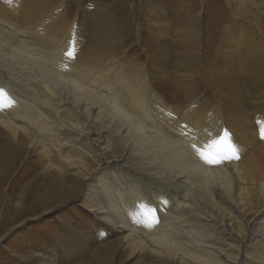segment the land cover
I'll return each instance as SVG.
<instances>
[{
    "label": "bare ground",
    "instance_id": "1",
    "mask_svg": "<svg viewBox=\"0 0 264 264\" xmlns=\"http://www.w3.org/2000/svg\"><path fill=\"white\" fill-rule=\"evenodd\" d=\"M237 1L264 10V0ZM39 11L36 0H0L2 171L33 153L27 184L50 178L61 202L79 198L128 260L264 264V55L216 65L199 51L198 18L174 68L145 69L102 55L105 30L95 54L80 55ZM225 134L233 151L217 163L191 147ZM251 143L262 146L249 155Z\"/></svg>",
    "mask_w": 264,
    "mask_h": 264
},
{
    "label": "rangeland",
    "instance_id": "2",
    "mask_svg": "<svg viewBox=\"0 0 264 264\" xmlns=\"http://www.w3.org/2000/svg\"><path fill=\"white\" fill-rule=\"evenodd\" d=\"M36 1L43 10L38 17L66 27L72 48L80 55H94L97 36L105 30L109 36L100 47L102 55L145 69L159 63L174 68L172 59L180 55L178 40L194 29L198 18L199 51L215 56L216 65L224 55L228 62L223 68L241 67V59L248 63L264 55V10L237 0ZM198 73L206 76L202 66ZM258 143L248 146L249 155L264 140ZM33 158L24 151L8 172L0 166V264H28L20 257L34 252L53 254L52 264H142L118 251L115 232L95 219L79 198L61 202L62 194L55 195L50 178L27 184L22 175Z\"/></svg>",
    "mask_w": 264,
    "mask_h": 264
},
{
    "label": "snow or ice",
    "instance_id": "3",
    "mask_svg": "<svg viewBox=\"0 0 264 264\" xmlns=\"http://www.w3.org/2000/svg\"><path fill=\"white\" fill-rule=\"evenodd\" d=\"M69 56L73 54L68 53ZM3 90L0 89V108L4 107L3 104ZM262 138H264V132L261 133ZM193 149L197 151V154L208 164H214L219 162V159L228 158V153L233 151V145L228 142L227 134L218 140H213L211 143H205L201 148H197L195 144L191 145Z\"/></svg>",
    "mask_w": 264,
    "mask_h": 264
}]
</instances>
